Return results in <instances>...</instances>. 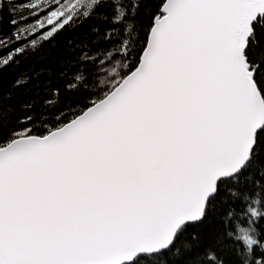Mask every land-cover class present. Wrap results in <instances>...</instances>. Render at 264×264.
I'll use <instances>...</instances> for the list:
<instances>
[{
    "label": "water",
    "instance_id": "obj_1",
    "mask_svg": "<svg viewBox=\"0 0 264 264\" xmlns=\"http://www.w3.org/2000/svg\"><path fill=\"white\" fill-rule=\"evenodd\" d=\"M263 11L264 0H166L110 93L0 148V264H132L200 221L249 160L242 142L229 159L230 136L264 123L251 122L264 102L244 58Z\"/></svg>",
    "mask_w": 264,
    "mask_h": 264
},
{
    "label": "trees",
    "instance_id": "obj_2",
    "mask_svg": "<svg viewBox=\"0 0 264 264\" xmlns=\"http://www.w3.org/2000/svg\"><path fill=\"white\" fill-rule=\"evenodd\" d=\"M27 1L0 0V35L24 23ZM163 2L97 0L81 12L83 21H70L0 66V146L44 136L110 93L137 64ZM16 48L0 45V58ZM244 58L264 97V14L252 23ZM258 136L263 141L251 163L218 183L203 219L181 227L165 251L140 255L132 264H264V128Z\"/></svg>",
    "mask_w": 264,
    "mask_h": 264
},
{
    "label": "bare ground",
    "instance_id": "obj_3",
    "mask_svg": "<svg viewBox=\"0 0 264 264\" xmlns=\"http://www.w3.org/2000/svg\"><path fill=\"white\" fill-rule=\"evenodd\" d=\"M96 1L97 0H92V2L89 4V5H83L74 15H72L64 24H62L61 26H59L56 30H54L50 35H48V36H42V33L43 32H39V31H36V25L34 26L33 24V22H31V21H24V23L22 24V25H17L14 29H13V31H12V33L11 34H8V35H0V45H5V46H10L11 44H13V43H17V48H16V50H13V51H10V52H8L7 53V55H4V56H2L1 58H0V64H2V65H0V66H4V64H6L7 62H10V61H12V59H13V57H14V55H16V54H18V53H20L21 51H29V50H32V48H34V47H37L39 44H40V42H41V40H48V39H50L51 37H52V35L54 34V33H56V31H58L59 29H61L63 26H65L66 24H68L70 21H72V20H74L75 19V21H74V24L76 23H78V22H80V21H83L84 20V18H86L85 16H84V14H86L87 12H88V10H89V8L91 7V6H93L95 3H96ZM165 2H166V0H164V2H163V4L161 5V8H160V11H159V13H157L156 15H155V17H154V20L157 18V17H161V16H163V14L161 13V9H162V7H163V5L165 4ZM23 8H26L27 10H29V13H31V12H33L32 11V1L31 0H29V1H27V2H24V6H23ZM82 11H85V13L83 14V13H81ZM26 12V11H25ZM262 15L264 14V11L261 13ZM26 15V17H27V13L25 14ZM26 17L25 16H23L22 17V19L21 20H24V19H26ZM188 19H189V24H193V20L191 19V17H188ZM32 26H34V27H32ZM33 31H34V33H33ZM22 39H26V40H28V42H23L22 41ZM141 57H142V54L140 55V57H139V60L137 61V64L135 65V67L132 69V71L134 70V69H136L137 67H138V65H139V63H140V61H141ZM127 65L128 64H125L124 66L125 67H127ZM131 71V72H132ZM260 79L261 80H263L264 81V70L261 72V74H260ZM254 83H255V85H256V87H257V89L259 90V92H260V95H261V97H262V100H263V102H264V97H263V94H262V92H261V90H260V88H259V86H258V84H257V82L255 81V79H254ZM264 120V118H260V119H256V120H252L251 122H258V121H263ZM264 128V123L262 124V126H261V128L257 131V133H256V135L251 139L250 138V133H251V128H246V124H244L243 126H242V128H240V130L238 131L239 132V134H240V138H239V140H236V139H234V138H232L231 136H230V139L234 142V144L235 145H232V143H231V141H230V143H229V152L227 153V155H229V159L232 157V153H234V151H236V148H237V145H238V143H243L244 145H248V149H247V152H249V150L251 149L252 151H254V149L258 146V143H259V140H261V141H263L259 136H258V134L260 133V131L262 130ZM19 138V137H18ZM16 139V138H15ZM3 146H0V148H2ZM239 150H240V152H242L243 150L241 149V148H239ZM252 151H251V153H248V154H250L249 155V159L252 157ZM222 154H223V152L221 153V155L220 156H222ZM251 162L248 160L247 162H245L244 164V166H243V169H246L248 166H249V164H250ZM229 179V178H228ZM223 180H227V179H223ZM223 180H221V181H223ZM220 181V182H221ZM219 182V183H220ZM218 185V184H217ZM216 191H217V187H216ZM216 191H215V194H216ZM214 194V195H215ZM213 195V196H214ZM212 196V197H213ZM211 197V198H212ZM210 198V199H211ZM209 199V200H210ZM208 203H209V201H208ZM208 203H207V205H208ZM258 204H259V201H256L255 202V204L253 205V209H255V210H260V207L258 206ZM206 209H207V206H206V208H205V211H204V213L206 212ZM263 212V211H262ZM263 214V213H262ZM264 215V214H263ZM204 216V215H203ZM203 219V218H202ZM201 219V220H202ZM200 220V221H201ZM200 221H198V222H200ZM193 223H196V222H193ZM188 224H190V223H188ZM263 243H264V241H263ZM233 250V249H232ZM237 253L236 254H243V251L242 250H240V249H234ZM234 250H233V252H234ZM235 253V252H234Z\"/></svg>",
    "mask_w": 264,
    "mask_h": 264
},
{
    "label": "rangeland",
    "instance_id": "obj_4",
    "mask_svg": "<svg viewBox=\"0 0 264 264\" xmlns=\"http://www.w3.org/2000/svg\"><path fill=\"white\" fill-rule=\"evenodd\" d=\"M31 1H32L33 12L27 13V17L25 21L33 22L34 23L33 25L34 26L36 25L35 27L36 31L43 32L42 36L45 37L50 35L59 26L64 24L83 5L87 6L92 2V0H31ZM33 14L35 15L33 20H28L29 17H31Z\"/></svg>",
    "mask_w": 264,
    "mask_h": 264
}]
</instances>
